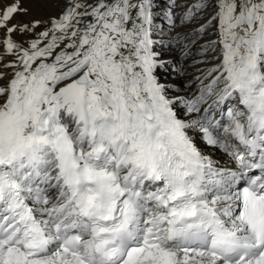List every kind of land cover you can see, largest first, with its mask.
I'll use <instances>...</instances> for the list:
<instances>
[{"label": "snow or ice", "instance_id": "1", "mask_svg": "<svg viewBox=\"0 0 264 264\" xmlns=\"http://www.w3.org/2000/svg\"><path fill=\"white\" fill-rule=\"evenodd\" d=\"M0 264H264V0H0Z\"/></svg>", "mask_w": 264, "mask_h": 264}, {"label": "bare ground", "instance_id": "2", "mask_svg": "<svg viewBox=\"0 0 264 264\" xmlns=\"http://www.w3.org/2000/svg\"><path fill=\"white\" fill-rule=\"evenodd\" d=\"M202 42V41H201ZM192 55L187 57L186 59L182 57L181 52L179 50H175L172 53H165L166 57H168L171 61L175 62L179 61L178 64H175L174 66L178 69H183V75H177L175 73H172L169 75L168 79L170 83H174L175 89H178V91L174 90L173 95H181V96H191L195 90V82L194 78L196 75H198V72L196 71L197 67H200L199 65H195L193 61L195 59H199L200 56L197 53V46L193 45L191 48ZM185 85H190L189 87H184ZM206 152H211L214 159L220 160V162L223 164L225 162L224 157H222L218 152L212 150V149H205Z\"/></svg>", "mask_w": 264, "mask_h": 264}, {"label": "rangeland", "instance_id": "3", "mask_svg": "<svg viewBox=\"0 0 264 264\" xmlns=\"http://www.w3.org/2000/svg\"><path fill=\"white\" fill-rule=\"evenodd\" d=\"M176 61V60H175Z\"/></svg>", "mask_w": 264, "mask_h": 264}]
</instances>
